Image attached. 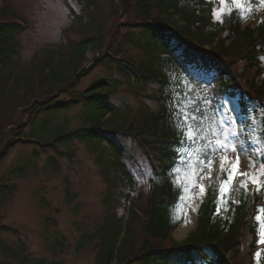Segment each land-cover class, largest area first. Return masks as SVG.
<instances>
[{
    "label": "trees",
    "instance_id": "trees-1",
    "mask_svg": "<svg viewBox=\"0 0 264 264\" xmlns=\"http://www.w3.org/2000/svg\"><path fill=\"white\" fill-rule=\"evenodd\" d=\"M228 1V12L218 23L213 18L216 3L210 0H112L113 10L96 33L94 29L89 32L93 34L82 32L84 37L71 42L65 55L48 51L42 63L19 72L15 62L18 35L27 24L11 6L0 0V97L8 94L5 109L12 112L18 107L20 112L1 145L0 162L12 148L26 143L72 157L71 145L79 141L100 151L97 162L110 188L121 184L133 189L136 182L123 161L118 141V135H123L133 138L153 169L142 244L134 250L138 238L135 233L129 245H100L98 264H257L258 252H261L260 264H264V243L260 242L261 232H264V186L258 190L257 185L249 181L247 188L241 187V180L245 178L237 174L229 184H224L233 164L229 158L231 148L228 144L223 150L217 145L215 124L220 114L222 118L227 115L233 142H237V123L224 100L226 95L239 96L244 134L238 138L247 145L255 169L264 163V13H261L264 3L241 0L238 7L237 3ZM121 14L127 17L120 24ZM257 17H260L257 27L250 23L243 28L248 20ZM109 23L115 26V34L110 36L113 42L121 33L120 27L138 30V33L130 30L132 36L125 38L142 51L144 56L140 61L125 54L122 43L116 50H110L111 54H101L110 35L105 27ZM178 50L182 52L176 57ZM90 51L100 55L94 66L116 65L124 80L133 81L137 88L155 84L156 91L150 98L158 103V110L148 117H140L138 124L106 128L105 124L114 120L118 110L110 101V94L118 85L98 80L86 90L74 92L81 78L90 71L84 69ZM238 62L243 63L241 72L235 71ZM187 67L198 68L203 78L197 80L189 75ZM16 73L19 76L15 77ZM45 82L46 90L38 91ZM208 86L212 88L215 112L207 105ZM63 94H69L70 99L60 101ZM81 100L86 108L102 110L89 118L94 124L46 139L43 126L60 111L76 107ZM38 119L41 120L35 126ZM31 125L35 126L33 132L24 135L25 128ZM61 146L67 150L61 151ZM225 156L228 159L221 171V158ZM53 161L50 164L57 169ZM215 166V177L200 204L196 229L185 241H176L173 233L185 221L195 190ZM24 170L19 168L13 173L20 176ZM255 174L248 173V177ZM257 179L264 185V171ZM222 186L225 187L223 192ZM131 194L130 191L119 192L115 201L128 203ZM257 216L261 219L257 220ZM116 217L121 234L126 216ZM7 229L0 226V230ZM0 248L10 258L23 254L22 250L11 251L1 242ZM26 260L23 255L17 264ZM37 264L47 263L37 261Z\"/></svg>",
    "mask_w": 264,
    "mask_h": 264
},
{
    "label": "rangeland",
    "instance_id": "rangeland-1",
    "mask_svg": "<svg viewBox=\"0 0 264 264\" xmlns=\"http://www.w3.org/2000/svg\"><path fill=\"white\" fill-rule=\"evenodd\" d=\"M2 1L11 6L27 24V28L18 35L19 47L15 62L19 72L42 63L48 51L61 52L65 55L71 42L80 41L86 33H96L100 23H103L113 10L112 0ZM210 1L216 3L213 12L214 21L220 23L228 12L229 1L224 0L223 3L221 0ZM230 2L234 3L233 0ZM261 13H264V10ZM126 17L127 15L121 14L119 23L124 22ZM259 21V17L252 21L248 20L243 28L250 23L252 27H257ZM105 27L109 29L110 35L101 54L105 52L111 54L110 50H116L118 44L122 43L125 54L135 61L141 60L144 56L142 51L125 38L132 36L130 31L132 29L120 27L121 33L115 37L116 40L113 39L115 40L113 42L110 36L115 34V26L107 24ZM91 29H94L93 33H89ZM132 31L138 33V30ZM181 52L182 50H178L174 55L178 57ZM99 56L93 51L87 53L84 69L90 71L81 78L74 92L80 93L98 80L112 82L109 83L110 85H118L116 91H111L110 94V101L118 110L114 113V120L105 124L106 128L113 129L123 124L126 126L125 123L138 124L141 118L148 117L158 110V103L150 98L156 91L155 84L137 88L133 81L124 80L116 65L94 66ZM242 69L243 63L238 62L235 71L241 72ZM186 71L197 80L203 78V73L198 68L187 67ZM17 76L19 73L15 74V77ZM10 83H13V80ZM46 84V82L42 84L38 91L44 92ZM9 98L8 94L0 97V148L11 133L12 124L20 113L18 107L12 109V112L10 109H5ZM59 99L67 101L70 96L63 94ZM206 101L212 112H215V101L210 86L206 92ZM239 103V96L226 97L227 108L231 117L237 122L238 137L244 134ZM101 111L84 107V102L81 100L76 107L62 110L53 116L48 124L43 126L42 131L46 135L45 138L50 139L60 132L92 126L94 123L89 118ZM9 115L11 117L7 121ZM222 117L220 114L215 118L218 137L220 141L230 145L229 158L233 164L236 163V157L239 155L237 175L239 176L240 172H255L259 178L264 171V163L255 169V163L248 155L247 145L238 137L237 142H233V130L228 123L229 119L227 115ZM43 118L45 117H41ZM41 119H38L35 126H38ZM221 119L224 123H221ZM35 126H27L24 135L31 134ZM118 141L123 150V161L136 182L133 189L121 184L110 188V182L106 180L97 162L100 151L91 149L87 143L75 141L71 145L72 157L60 155L52 149L42 148L33 143L18 144L5 155L0 162V226L8 229L0 230V242L11 251L22 250L23 254L19 258H10L0 248V263L17 264L24 255L27 260L21 264H37V261H44L47 264H98L97 254L100 245H129L135 233L138 238L135 240L134 250L139 248L142 244L141 238L144 236L149 196L152 192L153 169L131 136L118 135ZM233 148L236 151H233ZM60 149L64 152L67 150L64 146ZM51 160L58 165L57 169L50 164ZM19 168H25L20 176L19 173H13ZM215 171L216 166L206 175L211 172L215 175ZM206 175L195 191L185 221L173 233L174 239L178 242L185 241L197 227L198 211L206 193L197 210L192 211V207ZM110 176L113 177V174ZM122 191H130L131 200L128 203L122 200L118 204L115 199ZM239 197L238 193L235 198L236 203ZM190 214L191 218H189ZM116 215L126 216V220L122 223L124 229L121 234L120 229L117 228ZM129 216L130 220L127 222ZM186 222L191 225L189 232L183 237L176 236V231ZM106 235L109 238L106 239ZM206 251L212 256L209 249ZM260 261L261 252L257 256V264H260Z\"/></svg>",
    "mask_w": 264,
    "mask_h": 264
},
{
    "label": "snow or ice",
    "instance_id": "snow-or-ice-1",
    "mask_svg": "<svg viewBox=\"0 0 264 264\" xmlns=\"http://www.w3.org/2000/svg\"><path fill=\"white\" fill-rule=\"evenodd\" d=\"M223 2H224V0H221V3H223ZM233 2L237 3L238 7L240 6L239 0H233ZM261 2L264 3V0H261ZM217 145L223 150H226L228 147L227 143L220 141V140L217 141ZM232 150L236 151L235 148H233ZM227 159L228 158L226 156L221 158V164H220L221 171H224L225 162L227 161ZM210 164H211V161H209V165ZM238 171H239V155H237V157H236V163L231 165V169H230L229 174H228V180L225 181L224 184L225 185L229 184L233 180V178L236 176ZM239 175L242 178H245V179L241 180V187L247 188V184L249 181L253 184H256L258 190L260 189V187L264 186V185H261L260 181L257 179V177L255 175L252 177H248L247 172H240ZM201 191H203V188H201ZM221 191L222 192L225 191V187L222 186ZM259 219H261V217L257 216V220H259ZM261 236H262V239L260 240V242L264 243V232H261ZM256 255L259 256V253H257Z\"/></svg>",
    "mask_w": 264,
    "mask_h": 264
},
{
    "label": "bare ground",
    "instance_id": "bare-ground-1",
    "mask_svg": "<svg viewBox=\"0 0 264 264\" xmlns=\"http://www.w3.org/2000/svg\"><path fill=\"white\" fill-rule=\"evenodd\" d=\"M214 177V172L208 173L206 177L204 178L202 182L201 188H203V191H201V188L197 191L196 195V202L194 203V207H192V211L197 210L200 202L202 201L209 185L211 184V181ZM192 214V213H191ZM191 214L189 215V218H191ZM191 225L189 222L184 223L177 231H176V236L178 237H183L185 236L189 230H190Z\"/></svg>",
    "mask_w": 264,
    "mask_h": 264
}]
</instances>
